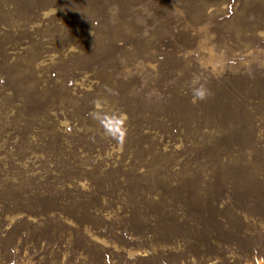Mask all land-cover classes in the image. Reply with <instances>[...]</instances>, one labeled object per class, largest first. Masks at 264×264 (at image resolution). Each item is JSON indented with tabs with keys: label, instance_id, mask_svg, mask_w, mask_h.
Segmentation results:
<instances>
[{
	"label": "rangeland",
	"instance_id": "1",
	"mask_svg": "<svg viewBox=\"0 0 264 264\" xmlns=\"http://www.w3.org/2000/svg\"><path fill=\"white\" fill-rule=\"evenodd\" d=\"M10 261L264 264V0H0Z\"/></svg>",
	"mask_w": 264,
	"mask_h": 264
},
{
	"label": "trees",
	"instance_id": "2",
	"mask_svg": "<svg viewBox=\"0 0 264 264\" xmlns=\"http://www.w3.org/2000/svg\"><path fill=\"white\" fill-rule=\"evenodd\" d=\"M18 224H19V222H16L13 226H11L9 229H8V232L6 233V235L8 234L9 235V233H13V232H15L16 231V228H17V226H18ZM11 262V264H14V261H10Z\"/></svg>",
	"mask_w": 264,
	"mask_h": 264
}]
</instances>
